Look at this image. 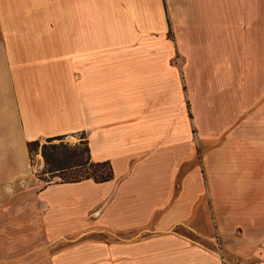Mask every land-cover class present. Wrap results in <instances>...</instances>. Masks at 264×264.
<instances>
[{"label": "crops", "instance_id": "obj_1", "mask_svg": "<svg viewBox=\"0 0 264 264\" xmlns=\"http://www.w3.org/2000/svg\"><path fill=\"white\" fill-rule=\"evenodd\" d=\"M262 13L0 0V264H264ZM71 134L112 177L38 185L28 143Z\"/></svg>", "mask_w": 264, "mask_h": 264}, {"label": "rangeland", "instance_id": "obj_2", "mask_svg": "<svg viewBox=\"0 0 264 264\" xmlns=\"http://www.w3.org/2000/svg\"><path fill=\"white\" fill-rule=\"evenodd\" d=\"M261 14L264 12V0H259ZM23 36H28L29 30H21ZM14 30H0V37H10ZM7 47V44H4ZM177 59V57H176ZM178 61V62H177ZM177 63L184 67L183 60H176ZM208 68H218L219 63L208 62ZM194 132V126L192 124ZM29 164L32 173L36 176L38 185L43 186L50 181H68L77 177L81 171L87 169L95 176L99 175V170L106 171V167L74 168L69 167L77 161H84L88 158L86 151V143L84 134H71L66 136H57L51 138H40L28 143ZM88 161V160H87ZM207 212V210H206ZM209 212V211H208ZM204 212L197 214L196 227L202 230L204 237H195L196 240L201 239L212 244L213 248L217 245V240L221 242L220 227L218 222L210 220L208 213L207 218ZM206 219V220H205ZM185 227V226H184Z\"/></svg>", "mask_w": 264, "mask_h": 264}, {"label": "trees", "instance_id": "obj_3", "mask_svg": "<svg viewBox=\"0 0 264 264\" xmlns=\"http://www.w3.org/2000/svg\"><path fill=\"white\" fill-rule=\"evenodd\" d=\"M86 143V141H85ZM86 151H87V155L88 158L84 161H77V163L70 165L69 167H78V168H85L87 165L91 166V167H106V171H101L99 170V175L95 176L93 173L89 172L87 169H84L83 171L80 172V174L75 177L73 180H68V181H64V182H73V181H78L81 179H88L91 178L95 181H105L108 180L112 177V170L110 167L109 162L104 161V162H93L90 160V155H89V148L88 145L86 143ZM88 160V161H87Z\"/></svg>", "mask_w": 264, "mask_h": 264}, {"label": "built area", "instance_id": "obj_4", "mask_svg": "<svg viewBox=\"0 0 264 264\" xmlns=\"http://www.w3.org/2000/svg\"><path fill=\"white\" fill-rule=\"evenodd\" d=\"M217 250L219 251L220 255L222 256V250H221V242L219 241V239L217 240Z\"/></svg>", "mask_w": 264, "mask_h": 264}]
</instances>
